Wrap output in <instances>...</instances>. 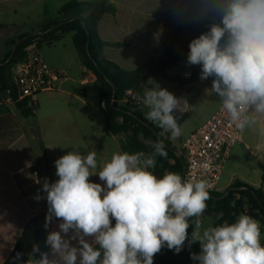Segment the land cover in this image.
<instances>
[{"label": "clouds", "instance_id": "9594fccd", "mask_svg": "<svg viewBox=\"0 0 264 264\" xmlns=\"http://www.w3.org/2000/svg\"><path fill=\"white\" fill-rule=\"evenodd\" d=\"M169 3L177 19L207 29L189 42L187 54L189 66L201 67V81L212 78L205 93L218 97L240 132L254 126L264 116V0ZM90 14L81 13L82 24ZM137 100L161 139L144 141L151 151L113 153L102 164L96 150L68 151L56 159L58 179L45 178L34 199L47 201L46 230L59 223L48 231L47 250L34 243L28 259L17 252L13 264H154L162 247L178 254L186 241L189 247L199 243V253H190L198 264H264L260 221L240 213L229 222L218 214L220 222L205 227L208 181L173 171L154 174L157 157L168 158L163 137L182 134L179 119L187 101L152 78ZM94 175L103 184L91 181Z\"/></svg>", "mask_w": 264, "mask_h": 264}, {"label": "crops", "instance_id": "0c3cea01", "mask_svg": "<svg viewBox=\"0 0 264 264\" xmlns=\"http://www.w3.org/2000/svg\"><path fill=\"white\" fill-rule=\"evenodd\" d=\"M70 1L72 0H0V29L11 25L14 28L12 39H16L12 40L14 43L23 35L39 32L48 21L62 22L80 17L84 11L93 9L86 7L61 13V8ZM78 1L97 3L100 0ZM105 1L114 12L105 14L98 24V34L104 43L100 53L104 59L126 70L139 67L151 57H161L165 51L166 33H175L178 47L189 50V42L207 30L204 25H191L177 19L171 11L169 0ZM9 15H12V18L5 21L4 17ZM35 18L41 20V24L38 23L39 30L29 33L25 28V21ZM3 51L4 48L0 47V65L5 63L12 50L6 53ZM72 65L66 68L53 66L54 70L66 72L68 78L58 83L56 91L42 93L39 97L38 113L34 120L35 124L40 126L42 140L30 132L32 126L25 117V113L29 111L13 102L11 96L3 98L1 91L6 89L0 87V264L9 259L18 244L30 252L23 241V233L30 220L47 212V201H37L34 196L45 178H48L50 183L58 179L55 174L56 159L68 151L87 154L96 150L97 159L102 164L110 160L113 153L137 151L129 134H108L100 102L102 89L97 88L100 84L96 76L84 66L80 55L77 61H72ZM195 68L201 67L196 65L186 71H194ZM7 73L11 76L9 82L14 88L11 68ZM183 74L180 75L181 81H177L174 90L185 83ZM210 88V79L194 82L190 88L193 90L191 97L189 95L188 98L190 111L194 106H199L198 93ZM220 106L219 102L202 115L187 137L180 139L178 150L182 151L188 137ZM188 120L185 119L180 127ZM172 145L175 146L173 142ZM249 152L253 154L251 149ZM263 157L264 152L261 153L259 166L264 164ZM90 180L103 184L98 175L91 176ZM255 188L264 190V181L261 186ZM202 219L203 223L211 220L205 213ZM58 223L59 221L53 223L52 229L56 228ZM190 230L192 231V227L188 229L189 235ZM188 248L190 247L186 241L182 251L177 254L165 245L154 256V264H171L173 261L175 264H198L186 254Z\"/></svg>", "mask_w": 264, "mask_h": 264}, {"label": "trees", "instance_id": "16d2710c", "mask_svg": "<svg viewBox=\"0 0 264 264\" xmlns=\"http://www.w3.org/2000/svg\"><path fill=\"white\" fill-rule=\"evenodd\" d=\"M86 7L93 8L85 21L86 26L81 23L80 17L62 22L48 21L39 32L23 35L15 41L13 43L15 49L9 53L5 63L0 65V87L9 90L12 93V98L16 99L14 88L9 82L11 76L7 73L12 65L19 62L28 49L32 47L39 49L43 45L52 46L72 33L74 44L84 66L93 72L101 86L100 102L108 134H129L137 151H151L144 141L161 139L158 136L161 130L145 119L140 103L135 101L124 103V97L128 90L142 94L143 84L149 78L161 77L167 80L181 81L180 77L171 76L169 70L187 60L189 50L183 49L181 53H175L169 45H166L161 57H151L139 67L126 70L114 62L104 59L100 53L104 43L98 34V24L105 14L114 12V9L105 0H100L97 3L72 0L65 4L60 12L78 11ZM200 72L201 68L194 69V82L200 81ZM17 104L23 107L22 104ZM30 115H32L31 112L25 113L26 118ZM187 117L188 115H180L179 124L181 125ZM163 139L168 158L157 157L154 174L162 176L165 171H173L180 173L184 178L185 159L182 151L174 147L168 137L165 136ZM44 152L47 159V153L45 150ZM260 166L264 171V164ZM209 194L210 199L206 202L205 214L214 219L213 226L220 222L216 219L218 214H222V219L235 222L236 216L240 213L250 214L264 226V190L262 188H255L236 181L224 192H209ZM46 213L30 220L23 233V241L30 252L34 243H39L44 250H47L44 241L48 231L52 230L53 224L48 230L44 228ZM55 222L57 221L54 220L53 223ZM114 222L113 220V224ZM17 252L24 253L23 260L28 259V252L21 244H18L4 264H13L12 258Z\"/></svg>", "mask_w": 264, "mask_h": 264}, {"label": "built area", "instance_id": "2783aa9c", "mask_svg": "<svg viewBox=\"0 0 264 264\" xmlns=\"http://www.w3.org/2000/svg\"><path fill=\"white\" fill-rule=\"evenodd\" d=\"M14 78V93L16 99L11 100L37 115L39 97L42 93L54 92L58 83L68 78L64 71L52 69L36 47L28 49L25 56L11 67ZM190 73V75H186ZM185 83L172 91L178 98H184L187 104L182 105V115L189 113L190 101L188 94L194 85V71L183 74ZM137 100V93L128 90L123 102ZM241 132L230 121L227 113L220 106L215 113L185 141L182 155L185 159L184 178L191 180H207L209 192H218L223 171L233 158V148L242 143ZM249 150V146H247ZM262 232L261 240L264 239ZM264 244V241L262 242Z\"/></svg>", "mask_w": 264, "mask_h": 264}, {"label": "rangeland", "instance_id": "374dc122", "mask_svg": "<svg viewBox=\"0 0 264 264\" xmlns=\"http://www.w3.org/2000/svg\"><path fill=\"white\" fill-rule=\"evenodd\" d=\"M11 18L12 15H9L4 17V20L9 21ZM60 20L61 19H59V21ZM25 22H26L25 28L27 32L33 33L39 30L38 23L41 24L40 19L35 18V19H31L30 21L27 20ZM13 30L14 28L11 25L5 26L2 29H0V47L4 48L3 51L4 53L9 52L8 50L11 51L14 48L12 40H16V39H12ZM174 37H175V33H166L164 35L166 45H169L170 48L175 51V53H181L183 49L178 47V44ZM39 51L51 68H53V66L56 65L58 66L60 65L65 68L67 66H73L72 61L73 60L77 61L79 59V53L74 44L72 33L65 36L61 41L55 42L54 45L52 46L43 45L41 48H39ZM192 67L194 66H189L187 64V60H185L182 63L174 66L169 71V73L173 75V77H181L180 75H182L187 69ZM73 74L74 73H72V75ZM152 79L155 81V83L159 84L162 88L168 89L170 92L174 91V87L177 83V81L167 80L161 77H153ZM208 79H210V83H211L212 78L210 77ZM147 81L144 84H146ZM149 87H151V85H149ZM97 88L101 90L100 85H98ZM192 91H193L192 89L189 91L188 98L191 97L190 94ZM197 96H199L198 99L199 106L198 107L194 106L189 112V115L187 117L189 120L186 122L184 126L181 127L182 129L181 136L176 139H171V141L174 143L176 148L179 147L181 144L180 139L187 137V134L190 132V130H192V128H194L197 121L202 117V115L204 113L209 112V110L215 104L219 103L218 97H216L214 94L211 93L206 94L205 92H199ZM140 107L144 113L147 111V109L144 108V106L141 103H140ZM241 137L243 142L238 143L233 148V153H234L233 158L227 163V165L224 168L223 175L218 186L219 192H224L236 181H241V182L244 181L254 187L261 186L263 183L264 171L260 168L259 162L261 160V153L264 152V116H259L257 118V123L254 126L241 132ZM247 146L250 147L253 154H251L249 150H247ZM129 153H134V151L129 150ZM263 161H264V157H263ZM210 219L211 220L204 223L205 227L209 225L213 226L214 219L212 218ZM261 230L262 231L264 230L262 224H261ZM263 241L264 239L261 240V243ZM199 251H200V245L198 242H196L193 243L190 248L186 249L187 252L186 254L190 255V253L192 252L199 253ZM171 264H175V262L173 261Z\"/></svg>", "mask_w": 264, "mask_h": 264}, {"label": "water", "instance_id": "95a60500", "mask_svg": "<svg viewBox=\"0 0 264 264\" xmlns=\"http://www.w3.org/2000/svg\"><path fill=\"white\" fill-rule=\"evenodd\" d=\"M15 49V48H14ZM12 94L10 92H8L7 90H2L1 91V96L3 98H7L10 97ZM28 123L32 126L30 129V132L32 133V135H34L37 139L42 140V133H41V129L40 126L35 124V120L34 117L32 115H30L27 118Z\"/></svg>", "mask_w": 264, "mask_h": 264}]
</instances>
